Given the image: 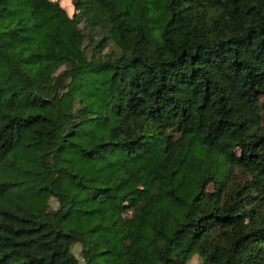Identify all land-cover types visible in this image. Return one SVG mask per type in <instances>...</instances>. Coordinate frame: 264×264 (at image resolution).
I'll return each instance as SVG.
<instances>
[{
  "label": "trees",
  "instance_id": "trees-1",
  "mask_svg": "<svg viewBox=\"0 0 264 264\" xmlns=\"http://www.w3.org/2000/svg\"><path fill=\"white\" fill-rule=\"evenodd\" d=\"M0 0V264H264V0Z\"/></svg>",
  "mask_w": 264,
  "mask_h": 264
},
{
  "label": "rangeland",
  "instance_id": "rangeland-1",
  "mask_svg": "<svg viewBox=\"0 0 264 264\" xmlns=\"http://www.w3.org/2000/svg\"><path fill=\"white\" fill-rule=\"evenodd\" d=\"M60 3L67 10L68 14L70 16H72L74 13L73 0H60ZM80 251H81V247L76 246L74 253H75L76 257L79 258L81 264H84L83 261L80 259ZM192 264H199V259L195 258L193 260Z\"/></svg>",
  "mask_w": 264,
  "mask_h": 264
}]
</instances>
